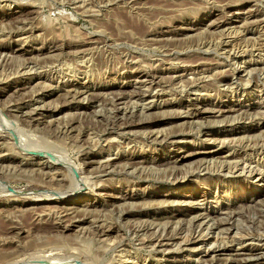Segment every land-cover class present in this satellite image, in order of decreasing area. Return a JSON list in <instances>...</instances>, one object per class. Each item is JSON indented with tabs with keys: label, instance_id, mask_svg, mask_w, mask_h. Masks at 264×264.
<instances>
[{
	"label": "rangeland",
	"instance_id": "374dc122",
	"mask_svg": "<svg viewBox=\"0 0 264 264\" xmlns=\"http://www.w3.org/2000/svg\"><path fill=\"white\" fill-rule=\"evenodd\" d=\"M142 78L153 82L141 83ZM263 96L264 0H0V107L18 127L15 131L0 128V181L47 189H43L45 200L35 205L0 193V262L33 260L49 252L109 260L124 249V245L112 249L114 241L122 239L131 244L126 249L142 259L112 264H195L204 249L215 250L211 255L219 259L240 251L238 244H228L237 229L238 236L251 232V226L255 232H264ZM167 103H173L172 107ZM195 103H202L200 107L210 113L205 118L186 116L181 106L193 109ZM230 106L240 107V116L218 112ZM200 122L202 132H190L193 123ZM173 129L186 133L175 144L163 138L175 133ZM36 143L56 147L60 157H69L75 168L81 166V173L73 170L81 177L77 191L64 193L72 177L58 165L43 163L44 156L37 159ZM193 151L212 153L174 164L176 157ZM32 152L37 155L31 159ZM109 157L117 160L106 166ZM88 159L95 162L86 165ZM145 159L147 163L139 162ZM206 164H212L211 169ZM227 164H235L231 173ZM216 165L225 169L220 173ZM185 180L184 192H209L210 196L195 199L193 206L186 202L145 205L156 198L168 204L172 200L167 195L180 191L178 186ZM8 189L26 196L23 190ZM159 190L163 191L160 196L155 194ZM73 194L80 200L60 202ZM128 194H137L138 206L124 204ZM120 207L126 211H119ZM189 208L209 212L216 219L235 213L240 223L236 221L229 233L210 234L216 243L207 248L199 242V252L179 241L182 245H172L174 249L166 252L158 249L149 257L152 248L141 239L153 229L147 232L140 226L169 219L172 227L183 223L180 236L185 240L190 233L191 217L185 213ZM154 215L160 219L154 220ZM96 218L121 230L101 238L95 233ZM60 224L68 228L62 232ZM254 263L264 264V258Z\"/></svg>",
	"mask_w": 264,
	"mask_h": 264
},
{
	"label": "bare ground",
	"instance_id": "6f19581e",
	"mask_svg": "<svg viewBox=\"0 0 264 264\" xmlns=\"http://www.w3.org/2000/svg\"><path fill=\"white\" fill-rule=\"evenodd\" d=\"M9 1H11V0H8V2ZM10 6V5H9ZM33 12V11H32ZM52 48V47H51ZM133 69V68H132ZM144 77V76H143ZM181 77V76H180ZM235 77V76H234ZM152 78H153V76H152ZM179 78V77H178ZM143 80H141V83H144V84H146L147 82H153L150 78H142ZM258 79V78H257ZM230 80V79H229ZM228 79H226V81L228 82L229 81ZM233 81V80H232ZM150 83V84H151ZM257 83V82H256ZM140 84V83H139ZM162 84V83H161ZM194 84V83H193ZM142 85V84H141ZM152 85V84H151ZM195 85V84H194ZM142 87H143V85H142ZM158 87V86H157ZM156 88V87H155ZM159 88V87H158ZM163 89V88H162ZM164 89H166V87L164 88ZM163 89V90H164ZM155 90V89H154ZM161 90V89H160ZM71 91V90H70ZM144 91V90H143ZM81 93H84L85 92V90H82V91H80ZM152 92V91H151ZM168 92V91H167ZM76 93V92H75ZM139 93V92H138ZM156 93V92H155ZM158 93V92H157ZM177 93V92H176ZM80 94V93H79ZM146 93H144L143 95H145ZM78 95V94H77ZM138 95V94H137ZM142 95V96H143ZM149 95V94H148ZM155 95V94H154ZM169 95V94H168ZM123 96H124V94H123ZM152 96V95H151ZM157 97H158V95H156ZM155 96V97H156ZM125 97V96H124ZM161 97V96H160ZM160 97H158V98H160ZM263 98H264V96H263ZM143 99V98H142ZM146 99V98H145ZM152 99H154V100H156L155 98H152ZM159 102V101H158ZM121 104V103H120ZM169 104H171V105H169ZM200 104H202V103H195V104H193L192 106H194L193 107V109H188V107L187 106H181L183 109H185V111L183 112L186 116H193V117H198V118H201V116H205L206 114H208V113H210V110L209 109H204V108H202V107H200ZM204 104V103H203ZM116 105V104H115ZM123 105V104H122ZM149 106H151L152 105V101H150L149 102V104H148ZM159 105V104H158ZM172 105H173V103H167L165 106H167V107H172ZM177 105V104H176ZM239 105V104H238ZM146 106H147V104H146ZM154 106H157L156 104H154ZM261 106H262V103H261ZM145 107V106H144ZM211 107V106H210ZM228 107V106H227ZM114 109V108H113ZM116 109H117V107H116ZM149 109V108H148ZM156 109V108H155ZM158 109V108H157ZM178 109V108H177ZM244 109V108H243ZM124 110H125V108H124ZM127 110V109H126ZM125 110V111H126ZM151 110V109H150ZM170 110V109H169ZM241 108L239 107V108H235V107H233V106H230V108H225V109H218V112L219 113H221V114H225V113H228V112H233V113H236V115L238 114L239 116H240V113H241ZM248 110V109H247ZM128 111V110H127ZM126 111V112H127ZM148 111V110H147ZM164 111V110H163ZM166 111V110H165ZM175 111V110H174ZM177 111H179V110H177ZM245 111V110H244ZM263 111V110H262ZM7 112V111H6ZM131 112V111H130ZM129 112V113H130ZM141 112V111H140ZM167 112V111H166ZM212 112H214L213 111V109H212ZM120 113V112H119ZM122 113V112H121ZM137 113V112H136ZM160 113H161V111H160ZM162 113H164V112H162ZM171 114H172V110H171V112H170ZM170 113H168V114H170ZM175 113H177V112H175ZM232 113V114H233ZM33 114V113H32ZM126 114V113H125ZM132 114V112L130 113V115ZM166 114V113H165ZM167 114V115H168ZM179 114V113H178ZM30 115H31V113H30ZM160 115V114H159ZM163 115V114H162ZM183 115V114H182ZM229 115V114H228ZM234 115V114H233ZM242 115V114H241ZM247 115V114H246ZM9 116L10 115H7L6 113L4 114V110L0 107V128L2 127V129H4V127H6L5 129H10L11 131L12 130H14L17 126H16V123L14 122V121H11L10 120V118H9ZM115 116H116V114H115ZM153 116V115H152ZM174 116V115H173ZM181 115H179L178 117H180ZM231 116V115H230ZM230 116H228V117H230ZM30 117V116H29ZM118 117V116H117ZM126 117H127V114H126ZM126 117L125 118H122V119H126ZM130 117H132V116H130ZM129 117V118H130ZM144 117V116H143ZM151 117V116H150ZM156 117V116H155ZM155 117H153L154 119H155ZM163 117V116H162ZM170 117H172L171 115H170ZM175 117V116H174ZM227 117V118H228ZM236 117V116H235ZM234 117V118H235ZM245 117V116H244ZM146 118H147V116H146ZM149 118V117H148ZM158 118V117H157ZM205 118V117H204ZM138 119H140V118H138ZM193 119V118H192ZM229 119V118H228ZM233 119V118H232ZM132 120V119H131ZM131 120H129V122L131 121ZM142 120V119H141ZM141 120H139V121H141ZM149 120V119H148ZM164 120V119H163ZM196 120V119H195ZM194 120V121H195ZM219 120V119H218ZM217 120V121H218ZM230 120H231V118H230ZM124 121V120H123ZM143 121V120H142ZM141 121V122H142ZM145 121H147L146 119H145ZM165 121V120H164ZM170 121V120H169ZM216 121V122H217ZM219 121H221V120H219ZM223 121H226V120H224V118H223ZM228 121V120H227ZM234 122V120H231V122ZM128 122V123H129ZM135 122H136V120H135ZM138 122V121H137ZM151 122V121H150ZM156 122V121H155ZM197 122V121H196ZM202 122V121H201ZM196 123L195 125H194V123H193V125H194V127H195V129H196V131L194 130H192V126H191V131L190 132H192V133H194V132H197V133H201L202 132V130H201V126H202V123ZM13 123L15 124V125H13ZM132 123V122H131ZM130 123V124H131ZM188 123V122H187ZM139 124H141L140 122H139ZM123 126H128V125H125L124 124V122H123V124H122ZM139 126V125H138ZM122 127V126H121ZM129 127V126H128ZM131 127V126H130ZM134 127V126H133ZM137 127V126H136ZM197 127V128H196ZM255 127V126H254ZM18 128V127H17ZM132 129V128H131ZM188 129V128H187ZM194 129V128H193ZM9 130V131H10ZM126 130V129H125ZM176 130V129H175ZM1 131V130H0ZM9 131H7L8 133H9ZM15 131V130H14ZM17 131V130H16ZM161 131V130H160ZM159 131V128H158V132H160ZM163 131V130H162ZM172 131H174V129L172 130ZM177 131H179V130H177ZM6 132V133H7ZM136 132V131H135ZM167 132V131H166ZM175 132V131H174ZM14 133V132H13ZM20 133L21 134H23L21 131H20ZM19 132H18V134H20ZM151 133V132H150ZM161 133V132H160ZM10 134V133H9ZM16 134V133H15ZM20 134V135H21ZM153 134H157V131H156V133H153ZM163 134H164V132H163ZM168 134H170V133H168ZM185 134L186 133H180V134H178L177 132H175V133H173L172 135H168V136H166V137H163L164 138V140L165 141H169L170 143H172V144H175V143H177L178 142V138L179 137H181V138H184L185 137ZM190 134V133H189ZM6 135V134H5ZM22 136V135H21ZM25 136V135H24ZM158 136V135H157ZM160 136H162V135H160ZM164 136V135H163ZM28 137V136H27ZM26 137V138H27ZM155 137V136H154ZM153 137V138H154ZM29 138V137H28ZM38 138V137H37ZM151 138H152V135H151ZM152 138V139H153ZM162 138V139H163ZM36 139V138H35ZM155 139V138H154ZM216 139V138H215ZM101 140V139H100ZM161 140V139H160ZM180 140V139H179ZM20 141V140H19ZM37 141V140H36ZM39 141V140H38ZM158 141V140H157ZM34 142V141H33ZM41 142H42V140H41ZM28 142H24V140H21V144L22 145H24V146H26V145H28L27 144ZM29 143H30V140H29ZM168 143V142H167ZM182 143V142H181ZM26 144V145H25ZM31 144V143H30ZM35 144V142L33 143V145ZM159 144V143H158ZM32 145V144H31ZM36 145H38V146H40V144H37L36 143ZM50 145V144H49ZM48 144L47 145H42L41 144V146L40 147H38V146H36L37 148H36V150L37 151H35V153H38V155L37 154H35L34 152H32L33 154H29V156H31V159L32 158H35V156L37 155V159H43L42 157H40V155H42V156H44L45 158V161L43 162V163H46V164H51V165H54V166H56L57 167V165H58V167H60V168H62V169H64L65 170V172H67L68 173V175H70L71 177H72V180H71V182L69 181V184L67 185V189H65V191H64V193L65 192H74V191H77V189L79 188V187H81V185H80V178H78L80 175H78V177H76L75 176V174L73 173V170L74 169H76L79 173H81L82 171H81V166L78 168H75V165H74V161L73 162H71L72 160H70V158L68 157V158H66L67 156H63L62 155V157H60V154H61V151H59L58 149V151L60 152V154H59V152L58 151H55L56 149V147H52V146H49ZM112 145V144H111ZM114 145V144H113ZM171 145V144H170ZM23 146V147H24ZM29 147V146H28ZM31 147V146H30ZM34 147H35V145H34ZM22 148V147H21ZM20 148V149H21ZM50 148H52V149H50ZM212 152L211 151H204V152H199V151H193V152H190V153H186V154H184V155H179L178 157H176V161L174 162V164L176 165L177 163L179 164V163H181V162H184V161H187V160H189L190 158H192V157H194V156H199V155H205V157H206V155H208V154H211ZM101 154V153H100ZM25 155H28V154H25ZM66 155V154H65ZM33 156V157H32ZM85 156H87V155H85ZM3 157H4V155H3ZM111 157V156H110ZM109 157V158H110ZM118 157V156H117ZM131 157V156H130ZM87 158H89V157H87ZM146 158V157H145ZM69 159V160H68ZM97 159V158H96ZM102 159V158H101ZM104 159V158H103ZM105 159H108V158H105ZM130 159V158H129ZM36 160V159H35ZM116 160H117V158H110L108 161H106L107 163L105 164L106 166H111V165H113V163L114 162H116ZM202 160V159H201ZM201 160H199V162L201 161ZM205 160V159H204ZM204 160H202V161H204ZM41 161V160H40ZM99 161V160H98ZM147 161L148 160H139V162L141 163H147ZM153 161H155V160H153ZM223 161V160H222ZM225 161H227L228 162V160H225ZM92 162H95V161H93L92 159H88V161H86V165L87 164H91ZM103 162V161H102ZM126 162V161H125ZM149 162H150V160H149ZM168 162V161H167ZM227 162H222L223 164L224 163H227ZM126 163H128V162H126ZM125 163V164H126ZM130 163V162H129ZM133 163V162H132ZM136 163V162H135ZM173 163V162H172ZM171 163V164H172ZM202 163V162H201ZM206 163H207V161H206ZM228 163H233V161L232 162H228ZM100 164V163H99ZM164 164H166L165 162H164ZM168 164V163H167ZM170 164V165H171ZM217 164V163H216ZM129 165V164H128ZM138 165V164H137ZM143 165V167L144 166H146V165H144V164H142ZM186 165V164H185ZM208 165H210V164H206V168L208 169V168H210L211 169V165H210V167H208ZM220 165V164H219ZM235 164H227V166H228V171L231 173V170L235 167L234 166ZM244 165V164H243ZM47 166V165H46ZM101 166V165H100ZM131 166V165H130ZM168 166V165H167ZM178 166V165H177ZM199 165H197V167H198ZM201 166H203L202 164H201ZM217 166V165H216ZM225 166V165H224ZM223 165L221 166L222 168L224 167ZM124 167V166H123ZM125 167H126V165H125ZM124 167V168H125ZM137 167V166H136ZM200 167V166H199ZM204 167H205V164H204ZM218 167V166H217ZM84 168V167H83ZM127 168V167H126ZM148 168V167H147ZM146 168V169H147ZM169 168V167H168ZM221 168V169H222ZM227 168V167H226ZM236 168H237V166H236ZM105 170H106V168H104ZM143 169V168H142ZM167 169V168H166ZM165 169V170H166ZM196 169V168H195ZM217 169V168H216ZM218 169H219V167H218ZM221 169H219V171H220V173H221ZM224 169H225V167H224ZM238 169V168H237ZM241 169V168H240ZM126 170V169H125ZM134 170V169H133ZM155 170V169H154ZM196 170H198V168L196 169ZM209 170V169H208ZM207 170V171H208ZM214 170V169H213ZM239 170V169H238ZM243 170V169H242ZM146 171V170H145ZM161 171V170H160ZM164 170H162V172H163ZM171 171V170H170ZM169 171V172H170ZM202 170L200 169V171L199 172H201ZM204 171H206V170H204ZM203 171V172H204ZM217 171V170H216ZM227 171V170H226ZM233 171V170H232ZM253 171V170H252ZM135 172H137V171H135ZM134 172V173H135ZM153 173H156V171L154 172V171H152ZM168 172V171H167ZM195 172V171H194ZM193 172V173H194ZM210 172H212V171H210ZM239 172V171H238ZM251 172V171H250ZM250 172H249V175H250ZM79 173H77V174H79ZM131 173H133L132 171H131ZM133 173V174H134ZM141 173V172H140ZM142 173H143V170H142ZM145 173V172H144ZM148 173V172H147ZM147 173H146V175H147ZM157 173H158V171H157ZM160 173V172H159ZM163 173H165V172H163ZM162 173V174H163ZM208 173H209V171H208ZM253 173V172H252ZM138 174V173H137ZM166 174V173H165ZM169 174V173H168ZM227 174H228V172H227ZM226 174V176H228ZM142 175V174H141ZM145 175V176H146ZM151 175H152V173H151ZM170 175V174H169ZM175 175H176V173H175ZM212 175H214V172L212 173ZM222 175V174H221ZM245 175V174H244ZM144 176V177H145ZM147 176H150L149 174L147 175ZM162 176H164V174L162 175ZM165 176H167V174L165 175ZM187 176V175H186ZM154 177V176H153ZM152 177V178H153ZM210 177V176H209ZM208 177V178H209ZM83 178V177H82ZM151 178V177H150ZM177 178V177H176ZM175 178V179H176ZM191 178V177H190ZM211 178V177H210ZM3 179V178H2ZM158 179V178H157ZM154 180H156V179H154ZM178 180V179H177ZM182 180V179H181ZM187 180H189V179H187ZM187 180H185V184H183V185H180V186H178V188L180 189V191H175V192H171L169 195H167V197H168V199H170V200H172V201H166L168 204H165V200H163V201H157L156 199H152V201H150L149 202V204H148V202L146 203V201H145V205H147V206H150V207H152V205H154V204H157L158 205V207L159 206H171V205H169V204H173V203H183V202H186L188 205L190 204L191 206H193V205H195L196 203H195V199L197 200V198H200V199H203V201L204 200H206L209 196H210V194H209V192H199V191H193V190H191V193H186V192H184V190L187 188ZM208 180V179H207ZM65 181V180H64ZM187 181V182H186ZM68 182V181H67ZM12 187V190H14V191H16V192H18L17 190H23L24 192H25V194H26V196H18V194L16 195V194H14V193H12V192H10L11 190H9L8 189V187ZM83 186V185H82ZM46 188V186L45 187H41L40 185L38 186V185H35V184H30L28 187H22L21 188V186H19V185H17V184H12V183H10V182H7V180H5V182H2V181H0V193H4V195L6 194V197H9V199H11V200H19L18 202H20V203H24V204H29V205H35V204H37L38 202H42L43 200H45V198H44V196L46 195L45 194V191L44 190H46V192H47V189H45ZM66 188V187H65ZM44 189V190H43ZM192 189H194V188H192ZM32 190H36L37 192L35 193V191H34V193H30V192H28V191H31L32 192ZM48 190H49V187H48ZM52 192V191H51ZM60 193H62L61 191H59ZM163 191H161V190H159V191H156L155 192V194H157L158 196H160L161 194H163L162 193ZM51 194V193H50ZM75 195H78V194H73V195H68L67 197H66V199H63L62 201H60V202H64V203H70V202H76V201H79L80 200V198H77V196H75ZM166 195V194H165ZM49 196V195H48ZM47 198V197H46ZM124 198V204H127V203H131V204H137V206H138V203H136L135 202V199H137L138 197H137V194L136 195H133V194H128V195H126L125 197H123ZM143 198V197H142ZM219 198V197H218ZM144 199V198H143ZM148 199H149V197H148ZM167 199V200H168ZM191 199V200H190ZM140 200V199H139ZM262 200V199H261ZM58 201V200H57ZM141 201V200H140ZM59 202V201H58ZM138 202V201H137ZM143 202V201H142ZM201 202V201H200ZM199 202V200H198V204L200 203ZM258 202V201H257ZM144 203V202H143ZM122 205V206H125V205ZM140 204H141V202H140ZM180 204V205H181ZM179 205V204H178ZM134 206V205H133ZM136 206V205H135ZM119 207V206H118ZM142 207H143V205H142ZM141 207V208H142ZM139 208V207H138ZM140 208V209H141ZM156 208V207H155ZM31 209H33V208H31ZM73 209V208H72ZM85 209V208H84ZM119 209V211H120V209H123V208H118ZM126 209V208H125ZM209 209V208H208ZM207 209V210H208ZM263 209H264V206H263ZM262 209V211L264 212V210ZM77 210V209H76ZM75 210V211H76ZM87 210V209H86ZM84 211V213L85 212H87V211ZM184 210V209H183ZM233 210V209H232ZM122 211H126V210H122ZM140 211V210H139ZM162 211V210H161ZM194 210H193V208L192 209H188V210H186V214L187 215H189L191 218H190V228H189V230H190V233H189V235L186 237V236H184L185 237V240H182V234L184 235V233H183V231L185 230L184 228H185V226H184V228L181 226L183 223H181L180 224V227L179 228H177V227H172V226H170L169 224L172 222V221H169V220H167L166 221V218H165V221L166 222H159L158 224H154V223H152L151 222V220H150V224H145V225H143V226H140L141 228H142V230L144 229H146L145 231H147V232H149V231H151L152 229V232L151 233H149V235H146V237L144 238V239H141V242H142V244H144V245H149L151 248V252H150V255H149V257H151L152 256V254L154 255V251H156V250H158V249H160L162 252H166V251H168V250H170L173 246L172 245H177L178 243H180L181 244V242H185V245H191L192 247H191V249H193V250H195V251H198L199 250V246H198V243L199 242H201V243H204V244H202V245H207V248H208V245L210 244V245H213V244H215L216 243V238H215V240L214 241H212L208 236L210 235V234H212V233H218L219 231L220 232H224V231H227V233H229L232 229H233V227H236V221H237V218H235L236 216H235V213H230V214H228L229 216L228 217H224V218H222V217H219L218 219H216L215 217H212V215H211V213H209V212H202V213H199V212H193ZM34 212V211H33ZM77 212V211H76ZM78 212H79V209H78ZM82 212V211H81ZM232 212V211H231ZM64 213V212H63ZM73 213V212H72ZM94 213V212H93ZM123 213V212H122ZM155 213H158V211L157 212H155ZM161 213V212H160ZM163 213V212H162ZM184 213V212H183ZM221 213V212H220ZM110 214V213H109ZM114 214V213H113ZM127 214V213H126ZM237 214V213H236ZM245 214V213H244ZM5 215V214H4ZM107 214H105L104 215V213H103V216H106ZM116 215V214H115ZM140 215V214H139ZM222 215H224V214H222ZM247 215V214H246ZM80 216H82V215H80ZM109 216V215H108ZM131 216V215H130ZM186 216V215H185ZM240 216H241V213H240ZM245 216V215H244ZM7 217V216H6ZM79 217V216H78ZM87 217H88V215H87ZM92 216H90V218H91ZM95 217H97V215H95ZM175 218H179V216L177 215V216H174ZM249 217V216H248ZM81 218V217H80ZM93 218V217H92ZM111 218H112V216H111ZM172 218V217H171ZM244 218V217H243ZM242 218V219H243ZM79 219V218H78ZM88 219V218H87ZM86 219V220H87ZM106 219H108V217L106 218ZM106 219L105 220H103L102 218H100V220H103V222H99L100 220H97V218L96 219H93V225H95V227H96V234L97 235H99V236H101V238L103 237H105V236H110L113 232H115V233H118L121 229L118 227V226H115V225H113L112 223L111 224H105V222L104 221H106ZM153 219L154 220H158V219H160V218H158V217H156V215H154L153 216ZM168 219V218H167ZM180 219V218H179ZM179 219L177 220V222H176V224H179ZM188 219V218H187ZM186 219V221H188ZM246 219V218H245ZM116 220H117V218H116ZM120 220V219H119ZM163 220V219H162ZM181 221H182V219H180ZM239 220V219H238ZM85 221V220H84ZM91 221V220H90ZM109 221V220H108ZM142 221V220H141ZM140 221V222H141ZM148 221V220H147ZM161 221V220H160ZM174 221V220H173ZM58 222V221H57ZM89 222V221H88ZM111 222V221H110ZM139 222V223H140ZM237 222H239V221H237ZM244 222H245V220H244ZM247 222V221H246ZM249 222V221H248ZM84 223V222H83ZM108 223V222H107ZM117 223H119L118 221H117ZM136 223V222H135ZM142 223H144V222H142ZM185 223V222H184ZM240 223V222H239ZM141 224V223H140ZM172 224V223H171ZM176 224H175V226H176ZM243 224H245V223H243ZM250 224V223H249ZM249 224H247V225H249ZM20 225V224H19ZM135 225H137V224H135ZM139 225V224H138ZM186 225V224H185ZM240 225V224H239ZM238 225V226H239ZM251 225V224H250ZM255 225V224H254ZM60 226L62 227V229H61V231L63 232V228L65 229V228H68L67 226H62L61 224H60ZM152 226H155L154 228H152ZM242 226V224L240 225V227ZM245 226V225H244ZM255 226H258V225H255ZM187 227V229H188V227H189V225H187L186 226ZM252 227V226H251ZM250 227V229H251V232H243L244 234H242L241 236H238V234H241V233H237V230L234 232V238H232L231 239V242L230 243H228L229 245L232 243H235V244H238L240 247L238 248V250H240V251H237V252H235V253H233V252H230V254H228V256L225 258V259H219L216 255H211V254H214L216 251L215 250H212V249H204L203 251L201 250L200 251V255H202V256H200L199 255V257L197 258V259H195L194 260V263L195 264H252V261L253 260H256L257 261V263H259V259H263L264 258V232L263 233H258V230H257V232H255V229L254 228H251ZM60 228V227H59ZM122 228V227H121ZM123 228H125V227H123ZM132 228V227H131ZM137 228V227H136ZM242 228V227H241ZM240 228V229H241ZM92 229V228H91ZM127 229V228H126ZM125 229V230H126ZM247 229V228H246ZM245 229V230H246ZM249 229V228H248ZM249 229V230H250ZM252 229H254V232H252L253 230ZM258 229H259V227H258ZM244 230V231H245ZM248 230V231H249ZM92 231V230H91ZM133 231V230H132ZM135 231V230H134ZM141 231V230H140ZM243 230H241V232H242ZM247 231V230H246ZM84 232V231H83ZM136 232V231H135ZM143 232V231H142ZM188 232V231H187ZM90 233V232H89ZM144 233V232H143ZM143 233H141V234H143ZM185 233H186V231H185ZM225 233V232H224ZM236 233V234H235ZM93 235H94V233H92ZM138 234H140V233H138ZM147 234V233H146ZM226 234V233H225ZM92 235V236H93ZM181 235V236H180ZM228 235V234H227ZM230 235V234H229ZM121 236V235H120ZM142 236V235H141ZM144 236V235H143ZM226 236V235H225ZM231 236H233V235H231ZM122 237V236H121ZM120 237V238H121ZM107 238V237H106ZM131 239H132V237H130ZM227 238V237H226ZM225 238V239H226ZM111 238H109V239H106V240H110ZM184 239V238H183ZM128 240V239H127ZM179 241H181V242H179ZM220 241V240H219ZM248 241H250L249 243H247ZM111 242V241H110ZM129 242V241H128ZM223 242H225V243H227L226 241H223ZM114 245L112 246V249L113 250H115L116 248H118V245H120V246H122V245H124L125 247H124V249H122L121 251H119V254L117 255V256H115V257H111L109 260H107V258L106 257H104V258H106V260H107V262H106V260L103 258V259H94V258H89L90 256H88V257H86V256H83L82 255V253L81 254H78V253H73L72 255H68V254H65V255H63V256H61V255H58V253H57V255H53V254H50V252H49V254L47 255V254H44V256H36V257H34L33 255H30L31 257H34L33 258V260H25V258L24 259H20V258H11V259H6V260H4V261H2V262H0V264H112L114 261H119V262H125V261H127V260H129V259H134V260H141L142 259V257L140 256V255H138L137 253H136V251H134V252H131L130 250H128V249H126V247H128L129 246V248H130V243H127V242H125V240L124 239H122V240H119V241H114ZM218 243V242H217ZM220 243H222V242H220ZM107 244V243H106ZM130 244V245H129ZM223 244V243H222ZM182 245V244H181ZM109 246V245H108ZM133 246V245H132ZM142 246V245H141ZM177 246H180L179 244L177 245ZM233 246V245H232ZM143 247V246H142ZM144 247H146V246H144ZM212 247V246H211ZM123 248V247H122ZM177 248V247H176ZM175 248V249H176ZM179 248V247H178ZM184 248V247H183ZM189 248V247H188ZM218 248V247H217ZM229 248H230V246H229ZM104 249H106L105 247H104ZM108 249V248H107ZM149 249V248H148ZM173 249H174V247H173ZM110 250V249H109ZM117 250V249H116ZM237 250V249H236ZM234 251V250H233ZM199 252V251H198ZM47 253V252H46ZM52 253V252H51ZM54 253V252H53ZM71 253V252H70ZM101 253V252H100ZM104 255L106 256L107 255V252L104 250ZM102 253V254H103ZM118 253V252H117ZM35 254V253H34ZM64 254V253H63ZM85 254V253H84ZM162 254V253H161ZM164 254V253H163ZM217 254V253H216ZM41 255V254H40ZM43 255V254H42ZM103 255V256H104ZM160 256H162V255H160ZM27 257V256H26ZM30 257V258H31ZM96 257V256H95ZM148 257V256H147ZM210 257V258H209ZM7 258V257H6ZM23 258V257H22ZM143 260L145 261V263H146V261H147V258L145 259V258H143ZM176 264H183V261H176L175 262ZM148 264V263H147ZM255 264V263H254Z\"/></svg>",
	"mask_w": 264,
	"mask_h": 264
}]
</instances>
